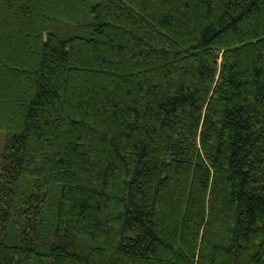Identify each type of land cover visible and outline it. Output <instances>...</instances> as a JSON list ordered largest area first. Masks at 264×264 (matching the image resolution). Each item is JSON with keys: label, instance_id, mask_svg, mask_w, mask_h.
Here are the masks:
<instances>
[{"label": "trees", "instance_id": "1", "mask_svg": "<svg viewBox=\"0 0 264 264\" xmlns=\"http://www.w3.org/2000/svg\"><path fill=\"white\" fill-rule=\"evenodd\" d=\"M0 264H264V0H0Z\"/></svg>", "mask_w": 264, "mask_h": 264}, {"label": "rangeland", "instance_id": "2", "mask_svg": "<svg viewBox=\"0 0 264 264\" xmlns=\"http://www.w3.org/2000/svg\"><path fill=\"white\" fill-rule=\"evenodd\" d=\"M5 142H6V132L3 129H0V159L4 150Z\"/></svg>", "mask_w": 264, "mask_h": 264}]
</instances>
